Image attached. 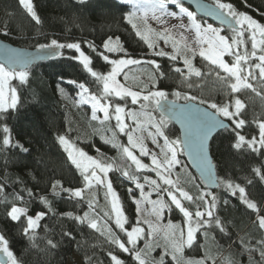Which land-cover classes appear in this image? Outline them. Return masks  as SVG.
Returning a JSON list of instances; mask_svg holds the SVG:
<instances>
[{
	"label": "snow or ice",
	"instance_id": "snow-or-ice-1",
	"mask_svg": "<svg viewBox=\"0 0 264 264\" xmlns=\"http://www.w3.org/2000/svg\"><path fill=\"white\" fill-rule=\"evenodd\" d=\"M88 0H77V4L84 6ZM121 9H127L123 16L124 21L131 26L135 36L138 37L152 51L153 56L167 57L171 61L182 60L184 69L175 67L172 69L182 78V82L192 88L190 82L192 77L204 78L214 74L228 92L230 100L226 103H217L211 99H204L197 95L172 90L169 92L158 87V84L167 78L161 65L154 59L140 60L133 58L124 47L119 36L113 38L108 36L102 42L103 51H98L94 43L85 42L87 47L96 53L110 70L102 74L93 70V60L81 49L79 42L61 43L57 39H51L49 43H38L34 51L4 47L0 50V151L11 153L16 156L21 154L31 156L32 148L28 145L31 141H22L13 134L10 122L19 117L22 107L21 89L30 83L31 69L36 61L52 59L63 55L62 50H74L78 55L70 56V60L77 61L83 69L95 78L97 84H102L99 95L93 94L84 82L77 83L70 80L68 83L76 85L79 90L77 105L91 106V121H98L104 127L111 120H115L114 126L104 127L105 132H111L110 137H102L104 143L112 144L120 150L122 157L131 164L121 171L123 177L135 184L139 189L140 199L133 197L136 205V226L126 227L128 218L125 216L120 199L113 188L108 174L113 170L114 164L104 159L89 155L65 134H57L56 142L66 153L67 162L79 173L83 181V187H64L60 180L51 183V192L59 196L60 192L66 193L69 199L77 202L85 199V192H92L97 188H105V201L110 202L111 211H105L103 217L96 212L97 202L95 196L87 201L88 211L83 215H73L71 212L64 213L77 224L86 225L89 229L98 232L105 237L109 245L114 246L122 253L128 254L135 264H165V257H170L171 264H217V260L210 252L201 258H187L185 249H192L197 244V234L205 230L203 235L207 236L209 229H218L224 235H228V228L224 220L216 215L218 197L211 191L199 190L195 195L190 194L182 186L179 175L175 170L179 167L181 171L186 166L181 165L180 157L187 155L190 162L200 173L202 184L207 187L211 184L215 187L223 186L224 190L232 197L238 195V199L246 209L255 214L252 223L261 238L256 239L255 244H246L240 238L241 247L249 254V264H261L264 262V205H260L249 197L245 186L234 183L230 179H221L216 175V165L210 157L209 141L213 134L225 132V137L230 147L237 152L244 149L250 153L264 157V119H256L254 123L258 128V135L248 138L242 134V130L248 124L244 118L246 110L245 102L239 94L250 92L264 102V23L259 22L245 11L238 10L231 2L226 0H212L210 5L197 4L205 16L213 17L220 22V27L208 23L203 17L198 18L197 13L185 7L182 0H116ZM251 8L252 5L247 4ZM18 6L26 13L36 25L42 23L33 0H18ZM174 6L179 11L172 10ZM264 16V12L260 13ZM187 18L186 21L184 18ZM169 20L176 23L168 26ZM154 22L159 27H153ZM231 31V36L222 35L224 28ZM7 28V25H5ZM9 31L3 32L8 36ZM186 34H191V40ZM165 46L171 45V53L160 49L159 41ZM250 43V50L248 44ZM160 49V50H157ZM243 49V51H241ZM108 53H122L119 58H110ZM206 61L207 71L195 66L193 60L196 56ZM225 57H231L228 62ZM150 65L152 71L148 73L147 82L139 90H133L117 79L121 74L124 80H128V74L124 72L132 65ZM62 78V77H61ZM16 81L18 84H14ZM255 82V83H254ZM257 84L260 88H257ZM58 89L63 92L62 88ZM111 98V99H110ZM131 104H140V111L126 109L119 101ZM183 101V103H179ZM151 109V111H148ZM103 113V117L98 116ZM154 113H158L154 115ZM127 121H131L129 124ZM180 125L179 134L169 129L170 124ZM146 133V137H145ZM127 137V143H116L118 135ZM174 136V138H170ZM159 149V153L151 151L145 143V139ZM162 141V143H161ZM14 150V151H13ZM99 152V149H97ZM138 152L139 156L135 153ZM140 157L150 158L151 164L144 163ZM132 165L135 171H130ZM141 171L155 173L158 179L144 176V183L140 182L135 174ZM252 172L264 184V163L260 167L252 168ZM35 179L31 172L28 173ZM175 175V179L173 176ZM8 180L7 175L3 177ZM195 180V177H192ZM22 183V181H18ZM247 183L251 185L252 180ZM145 184L150 190L145 192ZM195 187L200 189V184ZM59 189V191H58ZM6 187L0 183V193H4ZM131 194L133 189L129 188ZM152 193L156 199H150ZM33 197V192L26 186L20 192L12 195L9 203L5 196L4 203L5 220L17 224L23 236L34 240L36 229L46 213L37 211L35 215H29L28 202L24 201V195ZM39 201L47 210L52 211V204L46 196H40ZM185 201L196 206L193 212L185 205ZM18 202L24 204L19 206ZM30 202V201H29ZM142 202L152 206L151 215L153 219H141ZM229 203L227 199L223 201ZM169 212L178 210L183 216V226L173 224L171 221L166 226H161L164 210ZM115 228L126 236V241L114 231ZM140 224L147 225V230ZM64 237L75 239L71 231L62 233ZM144 246L138 247L140 241ZM162 240V243H161ZM48 251L56 249L58 244L52 239L47 240ZM258 246V247H257ZM163 248L159 259L151 257L155 248ZM259 253L260 262L253 260V253ZM111 264H125L113 251H108ZM0 264H21L14 252L11 250L9 240L5 234L0 233ZM85 264H91V257H85ZM222 264H237L229 257L222 259Z\"/></svg>",
	"mask_w": 264,
	"mask_h": 264
},
{
	"label": "trees",
	"instance_id": "trees-1",
	"mask_svg": "<svg viewBox=\"0 0 264 264\" xmlns=\"http://www.w3.org/2000/svg\"><path fill=\"white\" fill-rule=\"evenodd\" d=\"M205 1L212 2V0ZM226 2H231L238 10L245 11L259 22L264 23V16L260 15L264 12V0H246L247 4L252 5L251 8L246 6L245 0H226ZM33 3L42 20L40 25L31 21V18L18 6V0H0V39L14 46L28 49H35L38 43H49L51 39H57L61 43L79 42L82 51L92 58L93 70L106 74L110 70V65L93 53L85 42L94 43L98 51H103L102 42L108 36L113 38L119 36L133 58L142 61L154 59L161 65L167 78L160 82L158 87L167 90L169 98L172 97L171 91L177 90L211 99L217 103H226L230 100L224 86L219 81L212 80L211 75L204 78L192 77L190 82L193 83V87L188 88L182 82L180 75L172 70L175 67L181 68L180 62L148 54L147 46L135 36L131 26L123 19L127 9H121L116 0H88L84 6L78 5L77 0H33ZM5 30L10 33L8 36L3 35ZM223 32L229 36L232 34L227 29ZM248 49L250 50V43ZM62 52V56L34 65L31 69L30 83L20 91L22 103L20 115L10 122V127L14 126L13 134L16 138L31 141L28 146L32 148V154L31 156L23 154L16 156L0 151V183H4L6 187V191L0 193V233L5 234L11 250L21 264H85L86 256L91 257V264H111L110 257L107 255L110 250L123 259L125 264H135L128 254L109 245L105 237L98 232L89 229L86 225L77 224L63 215L68 212L74 216L83 215L84 211H88L87 201L92 199L88 192H85V199L79 202L69 199L66 193L60 192L59 196H54L51 192V183L55 180H60L64 187H83L82 178L67 162L66 153L56 142L57 134H65L89 155L114 164L112 175L122 178L124 185L127 186V189L118 192L128 218L126 226H136L135 217L129 216L127 210L132 205L133 200L131 199L140 197L139 189H136L133 182L123 177L121 171L117 170L127 167L131 162L122 157L119 149L114 148L112 144L104 143L102 139V137L111 136V132H105L104 127L114 126L115 122L111 120L102 127L98 121H91L90 108L88 105L75 103L79 99L77 95L79 90L76 85L68 81L84 82L89 90L97 95L102 91V84H97L95 78L91 77L77 61L69 59L70 56L78 53L70 49H64ZM112 56L116 57V54ZM226 60L231 62L232 58L226 57ZM133 69L131 68L137 75L138 81H136L139 88L143 87V84L147 82L148 73L152 71L151 66L142 63ZM14 84L18 82L14 81ZM57 85L63 89V92L58 89ZM256 86L260 88L259 84ZM239 96L246 104L244 118L248 121L242 134L250 138L258 135V128L254 121L264 119V102L255 94L247 91L240 93ZM119 103L125 105L126 109L138 108L137 105H130V98L127 103L124 101H119ZM154 115L158 116L157 113ZM169 129L175 134L179 133L173 124L169 125ZM227 135L228 133L219 132L210 142V154L213 164L216 165V175L221 179H230L234 183L245 186L249 197L258 204L264 205V184H261L259 178L252 172V168L260 167L264 163V157L250 153L247 149L237 152L230 147L231 142L225 138ZM170 138L174 136L170 135ZM115 142L126 144V137L122 134L118 135ZM180 160L181 165L186 167L183 171L178 167L175 172L179 175L182 186L192 195L201 189L210 191L200 183V179L186 164L183 155ZM130 171H135L134 165ZM29 172L35 176V179H32ZM142 173L143 171L135 174L141 177ZM5 174L8 177L7 181L3 179ZM192 177H195L194 181ZM18 178L22 183L17 182ZM248 180H252L253 183L249 185ZM196 184H200V189L195 187ZM25 186L33 192L32 198L24 195V201L28 202L29 215L34 216L37 211L46 213L40 222V227L36 229L34 240L23 236L17 224L5 220V196L8 197L10 203L12 195L20 192ZM129 186L133 189L131 194L128 191ZM145 190L148 191L150 188L145 185ZM96 191L98 192L96 212L103 217L104 212H110V210L104 193L99 189ZM212 193L218 197L215 214L225 221L228 235L220 233L218 229H209L207 230L208 235L205 236L203 235L205 230H201L194 248L185 249L186 257L197 259L210 252L216 258L217 264H222V259L225 257L235 260L237 264H249V254L241 247L240 238L242 237L246 244L253 245L256 239L261 238V233L252 223L255 214L240 203L238 195L232 197L223 186L218 187ZM42 195L51 202L52 211L49 212L40 203L39 197ZM152 197H156V194L152 193ZM225 199L229 201L227 205L223 203ZM184 203L191 211L196 210L195 205L187 201ZM18 204L24 206L21 202ZM166 212L169 211L165 209L164 215ZM172 212L176 217L172 218L171 222L182 227V214L178 210ZM167 224L166 221L165 226ZM112 227L126 241V236L115 228L114 223ZM65 231H71L75 239L70 240L64 237L62 233ZM48 239L56 242L58 247L48 251ZM143 246L144 241L142 240L138 243V247ZM193 249L195 253H192ZM162 252V247L155 248L151 257L158 260ZM198 252L202 255L200 256ZM253 260L260 262L258 252L253 253ZM165 264H171L170 257H165Z\"/></svg>",
	"mask_w": 264,
	"mask_h": 264
},
{
	"label": "rangeland",
	"instance_id": "rangeland-1",
	"mask_svg": "<svg viewBox=\"0 0 264 264\" xmlns=\"http://www.w3.org/2000/svg\"><path fill=\"white\" fill-rule=\"evenodd\" d=\"M173 9L172 10H175V11H179L178 9H176L174 6L172 7ZM190 10V9H189ZM191 11V10H190ZM185 19V21H186V17L184 18ZM208 22V21H207ZM174 23H176V21L175 20H169V24H168V26H171V24H174ZM208 23H210V22H208ZM152 24H153V27H159L158 25H156L154 22H152ZM214 25V24H213ZM216 26V25H215ZM216 27H219V26H216ZM222 35H226V36H229V35H227V34H225L223 31H222V33H221ZM186 35H188L189 36V40H191V34H186ZM230 37V36H229ZM159 44H160V49H163L164 51H166V52H169V53H171V51H172V48H171V45L169 44V45H167V46H165V44H164V42L161 40V41H159ZM160 49H157V50H160ZM243 51V50H242ZM148 54H151L152 55V51L151 50H148ZM78 55V54H77ZM108 55L110 56V58H119L121 55H123L122 53H116V57H114V56H112V55H115V54H111V53H108ZM225 59H226V57H225ZM144 61V60H143ZM177 62H180L181 63V65H182V69H184V65H183V63H182V60H180L179 58H178V60H177ZM193 63L195 64V66H197V67H199V68H201V70L202 71H207V68L205 67V65H206V61H203L202 60V58H200L198 55L194 58V60H193ZM135 66H137V65H132V66H129L128 68H126L125 70H124V72H126L127 74H128V80L127 81H125L124 80V76H123V74H121V76H119L117 79H119L120 81H121V83H125L126 84V86H129V87H131L133 90H139V86H138V80H137V75L134 73L135 71H133L134 69H133V67H135ZM131 68L133 69V70H131ZM131 72V73H130ZM211 77V79L212 80H217L216 79V77H215V75H211L210 76ZM131 80H135V81H131ZM137 80V81H136ZM14 83V82H13ZM255 83V82H254ZM240 95V94H239ZM170 100L171 99H174V98H169ZM130 102H131V100H130ZM183 102V101H182ZM130 105H132V104H130ZM137 106H138V108L137 109H132V110H134V111H140V104H136ZM121 106H124L125 108H126V106L125 105H121ZM88 107L90 108V115H91V106L90 105H88ZM148 111H151V109H148ZM98 114V116H100L101 118L103 117V113H100V112H98L97 113ZM113 121L116 123V121L113 119ZM129 124H132V122L131 121H127ZM126 137V136H125ZM145 137H146V133H145ZM126 143H127V137H126ZM145 143H146V145L148 146V148L151 150V151H155V152H157V153H159V149L158 148H156L155 147V145H153L152 143H151V140L150 139H145ZM161 143H162V141H161ZM136 155H138L139 156V153L138 152H136L135 153ZM140 159L144 162V163H147V164H151V161H150V158H148V157H140ZM114 169V168H113ZM113 171V170H112ZM112 171H110L109 172V174H108V178L112 181V183H113V188H114V190L116 191V193H117V195H118V192L121 190L122 191V189H127V186H125L124 185V181H123V179L122 178H120L119 176H117V178H116V176L115 175H112L113 173H112ZM149 176L150 178H152V179H158L156 176H155V173H152V172H147V171H143V173H142V175H141V177H139V179H140V182L141 183H144V179H143V177L144 176ZM173 179H175V175L173 176ZM133 184V186H135V184L134 183H132ZM146 186H148L149 187V185H147V184H145ZM129 188H131V186H129L128 187V190H129ZM150 188V187H149ZM99 189V191H102V193H104V196H105V191H106V189L105 188H97V189H94L91 193L90 192H88L89 193V195L91 196V198L93 197V195L95 196V199L97 200V195H98V192L96 191V190H98ZM149 191V190H148ZM147 190H145V192H148ZM119 197V196H118ZM155 198L156 197H152V195H151V197H150V199H152V200H155ZM120 199V198H119ZM136 199H140V197L138 198V197H136ZM131 200H133V199H131ZM120 202H121V200H120ZM108 203V208H109V210L111 211V207H110V202H107ZM107 203H106V205H107ZM121 204H122V202H121ZM123 206V205H122ZM140 208H141V213H142V215H141V219H153L154 220V217L151 215V212H152V206L150 205V204H147L146 202H142L141 203V205H140ZM128 211V213H129V216H131V217H135V221H137V213H136V205L133 203V201H132V205L129 207V209L127 210ZM125 213V212H124ZM164 213H165V210H164ZM164 213H163V216H162V219H161V221H160V224H161V226L163 227V226H165V222L167 221V222H169V221H173V219L176 217L175 216V214H174V216H173V212H166V215H164ZM126 216V215H125ZM173 218V219H172ZM140 226H142V227H144L145 228V230H147V225H145V224H140ZM127 227V226H126ZM131 227H133L132 225L130 226V227H127V228H129V230L131 229ZM199 235L197 234V238H199L198 237ZM196 251L193 249L192 250V253H195ZM198 254H200V256L202 255L201 254V252L199 253L198 252ZM199 255H198V257H200ZM201 258V257H200ZM198 259V258H197Z\"/></svg>",
	"mask_w": 264,
	"mask_h": 264
},
{
	"label": "water",
	"instance_id": "water-1",
	"mask_svg": "<svg viewBox=\"0 0 264 264\" xmlns=\"http://www.w3.org/2000/svg\"><path fill=\"white\" fill-rule=\"evenodd\" d=\"M182 2H183V4H184L185 7H188L190 10L196 12L198 18L203 17L204 20H206V21H208V22L214 24V26H215V25H216V26H219V27L221 26L219 21L215 20L213 17L205 16L204 13H203V11H201V9H199V8L197 7V4L210 5V4H211L210 2L205 1V0H182ZM224 29H227V28L225 27ZM227 30H229V29H227ZM5 46H6V47H11V48L22 49V50H28V51H34V50H35V49H28V48L17 47V46H14V45H12V44H10V43H8V42H6V41L0 39V50H2ZM54 58H56V57H54ZM52 59H53V58H52ZM48 60H50V59H43V60L36 61V62L34 63V65H36V64H38V63H41V62L48 61ZM34 65H33V66H34ZM179 103H183V102H179ZM157 114H158V113H157ZM173 125L177 128V130H178V132H179V130H180V125H179L178 123L173 124ZM217 133H219V132H217ZM217 133H214V134H213V137H214ZM178 134H179V133H178ZM211 140H212V139H211ZM211 140L209 141V144H210ZM210 157H211V159H212L211 154H210ZM183 158H184L186 164L188 165V167H189V168H190V169L196 174V176H197V177L200 179V181H201V176H200L199 170H198L194 165L191 164V162H190V158H189L187 155H183ZM212 162H213V159H212ZM215 171H216V170H215ZM203 186H205V185L203 184ZM206 188H207L208 190H210V191L213 192V191L216 190L218 187H215V186L209 184V185H207Z\"/></svg>",
	"mask_w": 264,
	"mask_h": 264
}]
</instances>
